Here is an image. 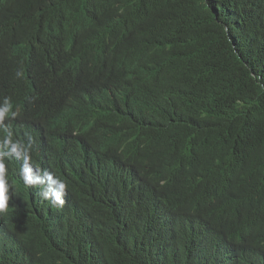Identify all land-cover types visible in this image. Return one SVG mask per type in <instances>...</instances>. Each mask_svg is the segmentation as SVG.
I'll return each mask as SVG.
<instances>
[{
  "label": "trees",
  "instance_id": "trees-1",
  "mask_svg": "<svg viewBox=\"0 0 264 264\" xmlns=\"http://www.w3.org/2000/svg\"><path fill=\"white\" fill-rule=\"evenodd\" d=\"M6 103L0 264H264V0H0Z\"/></svg>",
  "mask_w": 264,
  "mask_h": 264
},
{
  "label": "clouds",
  "instance_id": "clouds-1",
  "mask_svg": "<svg viewBox=\"0 0 264 264\" xmlns=\"http://www.w3.org/2000/svg\"><path fill=\"white\" fill-rule=\"evenodd\" d=\"M10 110V106L5 105V107L0 108V212H3L7 208V190L9 187L8 175L6 173V167L8 165V159L15 156L23 167H28L29 164V153L25 146H22L21 143L16 142L12 139L15 136L13 131V125L8 123L9 118L15 119L16 115H6ZM38 173L33 174V177L37 180ZM46 185V181H49ZM53 183V179L50 176H47L43 180V190L42 195L45 198L49 197L47 193V186ZM65 185L60 184V188L63 189ZM66 203H68L65 197ZM53 204H64L63 193L57 192L53 199Z\"/></svg>",
  "mask_w": 264,
  "mask_h": 264
},
{
  "label": "rangeland",
  "instance_id": "rangeland-1",
  "mask_svg": "<svg viewBox=\"0 0 264 264\" xmlns=\"http://www.w3.org/2000/svg\"><path fill=\"white\" fill-rule=\"evenodd\" d=\"M48 183H50V180H49V181H46V185H47Z\"/></svg>",
  "mask_w": 264,
  "mask_h": 264
},
{
  "label": "bare ground",
  "instance_id": "bare-ground-1",
  "mask_svg": "<svg viewBox=\"0 0 264 264\" xmlns=\"http://www.w3.org/2000/svg\"><path fill=\"white\" fill-rule=\"evenodd\" d=\"M14 41V40H13ZM19 42V41H18ZM6 45V44H5Z\"/></svg>",
  "mask_w": 264,
  "mask_h": 264
}]
</instances>
